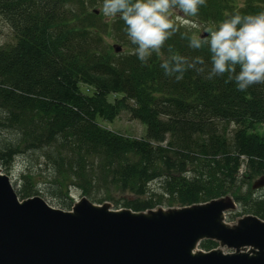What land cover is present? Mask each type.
I'll return each mask as SVG.
<instances>
[{
  "label": "trees",
  "instance_id": "1",
  "mask_svg": "<svg viewBox=\"0 0 264 264\" xmlns=\"http://www.w3.org/2000/svg\"><path fill=\"white\" fill-rule=\"evenodd\" d=\"M99 3L0 0V31L9 30L0 44V167L8 173L22 156L18 197L69 210L79 190L93 203L142 212L228 195L237 204L230 219L264 220V192L252 189L264 176V84L241 92L227 74L207 79L208 45L190 47L193 31L172 19L178 30L142 62L124 22L96 13ZM237 11H264V0H206L198 16L216 26ZM169 48L194 65L179 81L161 67ZM121 112L145 125L141 137L99 122Z\"/></svg>",
  "mask_w": 264,
  "mask_h": 264
},
{
  "label": "water",
  "instance_id": "2",
  "mask_svg": "<svg viewBox=\"0 0 264 264\" xmlns=\"http://www.w3.org/2000/svg\"><path fill=\"white\" fill-rule=\"evenodd\" d=\"M2 173L0 167V264H264L263 219L248 214L255 220L244 230L216 223L221 210L234 205L228 195L159 214L109 210L85 197L72 212L38 195L20 199ZM262 187L264 176L252 184ZM214 237L238 251L195 252ZM192 243L195 254L187 251Z\"/></svg>",
  "mask_w": 264,
  "mask_h": 264
},
{
  "label": "clouds",
  "instance_id": "3",
  "mask_svg": "<svg viewBox=\"0 0 264 264\" xmlns=\"http://www.w3.org/2000/svg\"><path fill=\"white\" fill-rule=\"evenodd\" d=\"M205 4L206 0H103L100 11L108 20L119 16L131 43L137 46L132 54L146 63L153 52L161 54L165 41L178 30L171 20V10L178 7L185 16H196ZM226 15L218 25L205 29L209 38L190 37V47L208 45L211 69L207 79L227 74L225 82H234L237 90L244 92L253 85L264 84V11ZM169 52L172 53L171 48ZM195 63L203 65L204 60L197 57ZM193 66L176 53L161 63L165 75L179 73L177 81ZM200 71H204L203 67Z\"/></svg>",
  "mask_w": 264,
  "mask_h": 264
},
{
  "label": "rangeland",
  "instance_id": "4",
  "mask_svg": "<svg viewBox=\"0 0 264 264\" xmlns=\"http://www.w3.org/2000/svg\"><path fill=\"white\" fill-rule=\"evenodd\" d=\"M102 4L103 3H99V4L94 5L93 7L95 9L100 10L102 7ZM93 7H91V9H93ZM171 12H172L171 19L176 23L180 22L184 26H187L190 30L193 31L192 35L200 37L201 35L206 33L205 29L210 27V25L207 22L200 20L198 15L197 16H191V15L185 16L184 13L182 11H180V9L178 7L176 9L171 10ZM102 15H103V13H102ZM106 20H108V19H106ZM111 20H108V21H111ZM8 33H9L8 28H5L4 31H0V44H2L5 40H9V34ZM207 35H209V33H207ZM207 37H209V36H207ZM107 42L111 45V48L113 51H114V49H113L114 44H121V42L114 39V37L107 38ZM123 49H125V48H123ZM83 90L87 91L85 89V87H83ZM113 97L114 96L112 95V96H110L109 99L112 100ZM99 122L106 129L111 130L113 132L120 133V134H126V135L141 137L145 133V125L143 123L139 122L138 120H134V119L129 118V116L126 112H121L112 121H106V120L99 119ZM257 129L264 132V128H260L259 126H257ZM21 157L17 158V160L15 161V164L13 166V169L10 170V172L7 173V172L2 171L4 174H6L8 176L10 183H11L12 187L14 188L15 192H16V189H18V187L20 185V175H19L20 172H19L18 167L22 161ZM259 190H260L259 194H262L264 192V187L260 188ZM72 195L74 197V205L79 204L81 202V200L83 198H85L84 196H81L79 190H72ZM114 198L117 199L118 196L115 195ZM113 202H114L113 200H108V201H105L101 204L95 203V205H99V206L105 205L108 207V208L107 207L106 208L109 210H130L128 208H114ZM233 203H234L233 206L230 205V207H226V208L221 210L219 216L216 217L217 222L216 221L215 222L219 223L221 225L227 226L229 228L244 230L245 227H247L245 225L253 222L255 220V217H252L249 215H240V216L234 217V219H230V215L237 210V204L235 203V201ZM198 204H202V203H198ZM77 207H78V205L76 207H74V209H76ZM177 207L178 206H161L160 205V206H157L153 209H150V210H152V213H150V214H154V213L156 214V212L159 214L161 212L171 211ZM74 209H71V211L73 212ZM260 221H262V220H260ZM217 226L214 225L215 231L218 230ZM215 240L214 241L217 242V244H218V246H217L218 249H220L223 254H233L236 251H238L236 247L228 246L227 244L223 243L222 241L218 240L217 238H215ZM248 249H249V247H245L243 250H248ZM199 251H205V250L201 249L199 247V244H198L197 248L195 249V252H199Z\"/></svg>",
  "mask_w": 264,
  "mask_h": 264
},
{
  "label": "bare ground",
  "instance_id": "5",
  "mask_svg": "<svg viewBox=\"0 0 264 264\" xmlns=\"http://www.w3.org/2000/svg\"><path fill=\"white\" fill-rule=\"evenodd\" d=\"M193 243L195 244L194 241H193ZM193 243L187 248V251H188L189 253H191V254H195L194 251H192V250H193L192 248L194 247V244H193Z\"/></svg>",
  "mask_w": 264,
  "mask_h": 264
}]
</instances>
